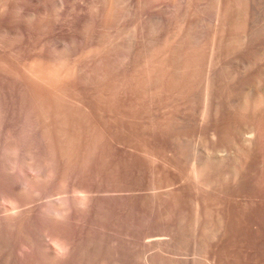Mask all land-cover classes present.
Returning a JSON list of instances; mask_svg holds the SVG:
<instances>
[{"label":"rangeland","instance_id":"374dc122","mask_svg":"<svg viewBox=\"0 0 264 264\" xmlns=\"http://www.w3.org/2000/svg\"><path fill=\"white\" fill-rule=\"evenodd\" d=\"M0 264H264V0H0Z\"/></svg>","mask_w":264,"mask_h":264}]
</instances>
